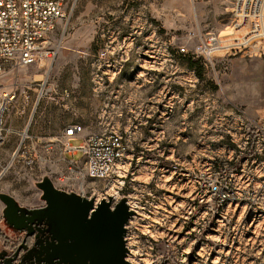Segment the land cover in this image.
I'll return each instance as SVG.
<instances>
[{
  "label": "rangeland",
  "instance_id": "1",
  "mask_svg": "<svg viewBox=\"0 0 264 264\" xmlns=\"http://www.w3.org/2000/svg\"><path fill=\"white\" fill-rule=\"evenodd\" d=\"M231 6V0H75L51 36L57 56L0 75L2 91L16 88L7 112L11 132L0 146V193L20 207L42 206L44 180L70 189L59 143L47 150L48 140L69 124L80 125L83 136L118 132L126 146L120 180H87L84 187L96 202H131L130 262L264 264L258 216L251 225L246 218L238 246L230 248L224 244L231 225L196 198H205L203 179L215 173L240 189L264 177L255 133L264 122V46L261 54L211 59L194 52L202 34L227 31ZM189 57L202 65L201 78L187 66ZM24 134V158L9 164ZM194 173L200 185L189 181ZM234 207L244 203L224 210ZM3 208L0 201V255L21 238Z\"/></svg>",
  "mask_w": 264,
  "mask_h": 264
},
{
  "label": "built area",
  "instance_id": "2",
  "mask_svg": "<svg viewBox=\"0 0 264 264\" xmlns=\"http://www.w3.org/2000/svg\"><path fill=\"white\" fill-rule=\"evenodd\" d=\"M75 0H0V75L9 67L43 65L57 56L51 36L58 25L71 13ZM232 20L225 32H207L199 37L195 53L205 59L213 56L236 54L246 55L263 53L264 46V0H231ZM15 87L8 91L0 88V146H2L11 127L7 123L10 104L16 100ZM82 127L69 124L63 128L60 136L48 140L45 147L51 149L54 142L62 151L61 158L66 162V172L70 182L67 192H74L86 198L85 181L120 180L123 171L126 146L121 134L102 130L98 133L82 135ZM256 138L264 151V122L256 125ZM13 151L9 164L17 157L24 158L23 140ZM81 140L77 144L73 141ZM21 153V154H20ZM80 154V158L76 156ZM36 154L25 157L31 165ZM203 179L198 174L189 177L193 185H200ZM205 198L197 194L199 202H207L211 216L224 218L230 225L228 241L224 244L236 248L245 227L248 224L264 222V177L255 187L240 189L230 180L215 173L203 179ZM244 203V209L236 207L226 212L227 203ZM130 208L134 210L127 199ZM135 211V210H134ZM249 214L248 216H246ZM260 216V217H259ZM233 218V220H232Z\"/></svg>",
  "mask_w": 264,
  "mask_h": 264
},
{
  "label": "water",
  "instance_id": "3",
  "mask_svg": "<svg viewBox=\"0 0 264 264\" xmlns=\"http://www.w3.org/2000/svg\"><path fill=\"white\" fill-rule=\"evenodd\" d=\"M44 209L20 207L8 194L0 193L4 204L3 217L12 224L18 210L45 212L55 227L52 233L54 242L51 258H59L64 264H135L127 259L129 249L126 245V224L135 214L121 198L112 204L110 198L96 202L74 192L59 190L50 180L39 184ZM33 221V217L30 219ZM51 261V260H50ZM47 261V263H50Z\"/></svg>",
  "mask_w": 264,
  "mask_h": 264
},
{
  "label": "flooded vegetation",
  "instance_id": "4",
  "mask_svg": "<svg viewBox=\"0 0 264 264\" xmlns=\"http://www.w3.org/2000/svg\"><path fill=\"white\" fill-rule=\"evenodd\" d=\"M45 203L36 209H44ZM33 209L29 210L32 211ZM18 210L15 215L11 214L10 219L13 225L21 227L20 241L14 243L10 251L0 255L2 264H64L59 258L52 259L54 242L52 233L55 227L51 226V222L47 216H43L45 212H31ZM33 217V221L30 219ZM51 260V261H50ZM50 261V263H47Z\"/></svg>",
  "mask_w": 264,
  "mask_h": 264
},
{
  "label": "trees",
  "instance_id": "5",
  "mask_svg": "<svg viewBox=\"0 0 264 264\" xmlns=\"http://www.w3.org/2000/svg\"><path fill=\"white\" fill-rule=\"evenodd\" d=\"M187 66L190 68V69H193L196 71L197 73V76L199 78L202 77V65L201 64H196V62L194 60H192V57H189L188 58V62H187Z\"/></svg>",
  "mask_w": 264,
  "mask_h": 264
},
{
  "label": "crops",
  "instance_id": "6",
  "mask_svg": "<svg viewBox=\"0 0 264 264\" xmlns=\"http://www.w3.org/2000/svg\"><path fill=\"white\" fill-rule=\"evenodd\" d=\"M51 147H52V145H51ZM58 149H59V148H58ZM59 151H60V150H59ZM60 152H61V155H62L63 152H62V151H60Z\"/></svg>",
  "mask_w": 264,
  "mask_h": 264
}]
</instances>
